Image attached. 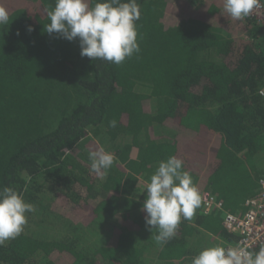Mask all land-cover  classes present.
I'll use <instances>...</instances> for the list:
<instances>
[{
  "label": "trees",
  "instance_id": "1",
  "mask_svg": "<svg viewBox=\"0 0 264 264\" xmlns=\"http://www.w3.org/2000/svg\"><path fill=\"white\" fill-rule=\"evenodd\" d=\"M137 2L140 52L115 65L45 31L55 0H0L9 13L0 26V187L34 200L35 187L50 185V215L68 228L53 239L22 232L0 246V264H146L145 231L157 233L145 226L146 195L137 191L169 156L230 212L258 193L264 28L231 19L222 0ZM103 144L115 162L101 177L88 153ZM216 216L200 213L194 223L216 234ZM104 217L108 236L82 244L75 233ZM194 232L182 219L160 259L184 262Z\"/></svg>",
  "mask_w": 264,
  "mask_h": 264
},
{
  "label": "clouds",
  "instance_id": "2",
  "mask_svg": "<svg viewBox=\"0 0 264 264\" xmlns=\"http://www.w3.org/2000/svg\"><path fill=\"white\" fill-rule=\"evenodd\" d=\"M223 13L233 20H244L264 5V0H222ZM48 34L56 33L68 41H79L81 57L120 65L140 52L136 22L141 17L137 0H55L47 11ZM9 13L0 7V26L7 25ZM28 31H32L31 28ZM115 127V121L110 122ZM90 171L106 175L115 162L113 153L99 148L88 153ZM184 161L169 156L160 161L146 188L141 206L146 228L156 230L155 241L163 246L172 240L181 220H191L201 207L202 195ZM34 204L26 202L14 188L0 187V246L19 236L27 223V213H34ZM191 264H264V246L249 250L212 246L203 248Z\"/></svg>",
  "mask_w": 264,
  "mask_h": 264
},
{
  "label": "built area",
  "instance_id": "3",
  "mask_svg": "<svg viewBox=\"0 0 264 264\" xmlns=\"http://www.w3.org/2000/svg\"><path fill=\"white\" fill-rule=\"evenodd\" d=\"M248 19L264 28V5L255 10ZM264 95V90L259 92ZM258 193L244 202L243 210L230 212L217 194L205 192L202 195L200 212L203 215L217 214L223 230L235 241L223 247L245 246L249 250H259L264 246V176L257 181Z\"/></svg>",
  "mask_w": 264,
  "mask_h": 264
},
{
  "label": "rangeland",
  "instance_id": "4",
  "mask_svg": "<svg viewBox=\"0 0 264 264\" xmlns=\"http://www.w3.org/2000/svg\"><path fill=\"white\" fill-rule=\"evenodd\" d=\"M200 3L204 0H198ZM199 5V3H194V6ZM165 129V128H164ZM167 131V129H166ZM166 135V134H164ZM97 142V140L95 139ZM119 142V139L115 141V144ZM98 143V142H97ZM99 144V143H98ZM119 144V143H118ZM100 148H103L104 150L109 151L108 146L105 144L99 145ZM44 186L43 189H41V185L39 187H35L41 191V193L36 196L34 200L32 198H27L26 196L23 197L26 202L32 203L36 207V211L34 213H27V223L24 226L23 233L36 235L43 239H53L55 237H62L67 235V226L63 225V221L61 218H54L55 216L50 215V209L49 204L51 202V199L54 195H51V192H53L52 187L50 185H42ZM55 192V191H54ZM53 194V193H52ZM39 197V198H37ZM50 197V198H49ZM42 200V201H41ZM48 206V209L47 206ZM111 228V220L108 217H104L102 220H98V223L95 225V229L92 230L90 227L89 230L84 232L75 233L77 237L80 238V241L84 245H96L100 239L103 241L104 237H107V232H109ZM74 233V232H73ZM71 233V235L73 234ZM100 241V242H101ZM35 262H38L39 258L35 257L33 258ZM34 262V263H35ZM33 264V263H31Z\"/></svg>",
  "mask_w": 264,
  "mask_h": 264
},
{
  "label": "crops",
  "instance_id": "5",
  "mask_svg": "<svg viewBox=\"0 0 264 264\" xmlns=\"http://www.w3.org/2000/svg\"><path fill=\"white\" fill-rule=\"evenodd\" d=\"M261 168H264V162L261 164ZM198 187V184H197ZM146 188V185H144L143 183L140 184V189L138 188V194L140 195V193ZM257 191H259V187L257 186ZM200 191V190H199ZM202 193V192H201ZM244 206V202L243 204H241V207L243 208ZM240 211V210H239ZM200 208L197 209L196 213L194 214L193 218L191 220H186L187 223L190 226H193L195 228V232L193 234L192 237H190L189 241L190 246H192L194 252H192V254H189L188 256H185L184 262H182L181 264H191V260L192 258L197 255L199 253V251H201L203 248L206 247H212V246H223L225 243L233 242L232 236L231 239L228 241L226 240V232L223 230L220 221L218 219V215L216 216V219L219 223L220 226V231L219 233H213L211 231L205 230L203 228H201L200 226H197V224H195V219L197 218L196 216H198L200 214ZM147 236H145L146 238V244H150L152 247H150V245H147L146 247H144L146 250L144 251L145 256H146V264H165L166 262L162 261L160 259V257L158 256V250H159V244H157V242L155 241V238L152 236V234H148L147 231H145ZM146 234H142V235H146ZM150 247V248H149ZM179 262V261H178ZM178 262H175V264H179Z\"/></svg>",
  "mask_w": 264,
  "mask_h": 264
}]
</instances>
